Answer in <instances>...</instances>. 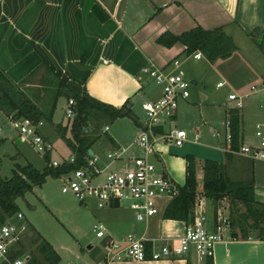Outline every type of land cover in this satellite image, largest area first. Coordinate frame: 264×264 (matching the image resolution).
<instances>
[{
  "label": "crops",
  "instance_id": "obj_1",
  "mask_svg": "<svg viewBox=\"0 0 264 264\" xmlns=\"http://www.w3.org/2000/svg\"><path fill=\"white\" fill-rule=\"evenodd\" d=\"M261 1L1 0L0 70L5 71L15 83L30 88L36 94V99L44 104L49 102L50 94L56 92L59 81L63 80L73 90L85 89L92 96L120 107L126 101L130 105V95L139 94L144 88L143 66L153 62L163 67L184 53V46L180 43L172 47L158 43L163 33L181 34L198 25L204 28L222 26L238 46V51L225 61L235 55L241 60L236 71L226 70L225 76L233 84L235 92L245 93L251 90L252 85L257 86V91L245 103L252 99L250 115L259 123L264 116L258 108V104L262 107L264 93L263 86L258 88L264 82L261 51L252 50L247 62L244 47L238 43L235 33L227 28L236 25L240 29H247L244 23L256 19L255 12L257 7L259 10ZM101 78L108 79L111 87L99 88ZM200 96H204L202 100L208 98L203 92H200ZM243 108L242 142H248L247 113ZM212 129L217 130L216 126ZM111 139L114 149L122 146L117 139ZM223 142L220 143L222 149L225 140ZM93 152L97 153L95 150ZM196 161L200 162L197 157ZM225 161L224 153L218 162ZM257 161L260 160L254 161L236 154L228 167L230 174L236 176L237 180L250 179L253 175L255 198L264 203V161ZM184 173L182 184L186 178V159ZM201 199L203 204L198 208L204 209L206 206L208 210L212 207V213L208 215L212 219L215 203L206 197ZM108 226V235L114 239L133 234L136 238L157 243L175 242L186 230V222L156 215L145 221H139L133 215H115ZM103 252L101 249L96 256L92 255L93 264H98ZM111 264H264V240L255 236L246 239L236 237L232 235L230 227L224 241L217 244L214 257L204 261L190 255L158 261H115Z\"/></svg>",
  "mask_w": 264,
  "mask_h": 264
},
{
  "label": "rangeland",
  "instance_id": "obj_2",
  "mask_svg": "<svg viewBox=\"0 0 264 264\" xmlns=\"http://www.w3.org/2000/svg\"><path fill=\"white\" fill-rule=\"evenodd\" d=\"M263 1L258 4L259 10L257 7L255 12L256 19L251 20V23H244L247 29H240L236 25L227 29L235 33L238 43L244 47L247 62H249V57L252 56V50L259 52L260 49L264 68ZM255 30H258V33L255 34L254 39L251 33ZM259 44H262V46L260 47ZM177 59L180 62L179 70L183 72L184 78L190 82L196 80L197 84L189 86V98L179 101L177 117L174 118L173 123L184 128L190 137H193L196 133L199 134L200 140L199 143L185 142L180 147L174 144H170L165 148L163 146V152L160 157H152L151 159L156 166L157 173L160 174L165 171L179 184H182L185 174L184 159L186 154L195 155L202 162L206 158H214V160L219 159L218 161H221L225 153L224 148L220 147V143L224 141L228 130L226 127L230 103L228 96L232 91L235 92L232 87L233 84L225 76V71L234 73L237 67L241 65V60L238 55H235L229 61L218 60L212 63L205 57L195 59L192 54H187L186 52L177 57ZM100 80L99 88L111 87L108 79L101 78ZM219 82L225 83L224 86H220ZM142 83L144 88L141 92L130 95V105L138 119V124L130 117H120L109 125L110 130L107 135L104 134L93 146V150L101 155V162L106 161L108 151L114 149V144L110 137L117 139L122 146H127L137 139L142 127L145 125L147 115L142 105L147 99L157 97L160 89L154 82L147 84L144 76ZM263 84L264 82H261L260 85L257 84L258 88L263 86ZM96 88L98 90V83ZM200 92L208 95L207 100H202ZM255 97H257L256 94ZM67 102V96L63 95L59 98L53 116V123L68 122V117L65 113ZM252 106V99H249L243 108L244 112L247 113L246 125L249 137L246 140L248 143L256 142L254 132L257 120L250 115ZM254 106L255 108L257 107L255 104ZM258 108L264 115V108H260L259 104ZM260 119L264 122V116ZM53 123L43 122L40 128L51 144V162L55 160L63 162L71 158L72 152L57 133ZM213 126H216L219 136L211 133L210 130ZM70 135V132H68V136ZM0 140H2L0 145V157L2 159L0 174L3 178H10L12 170L17 164L25 165L31 163L41 170L46 166L43 156L45 152L38 151L37 146L33 145L30 139L22 138L20 132L13 127L11 120L2 110H0ZM133 151L134 154H140L137 146L133 147ZM118 166L114 163L110 169H117ZM232 178L237 179L236 176H232ZM63 179V176L47 177L45 183L41 186H35L32 191L26 193L24 198H19L18 204L26 221L37 227L44 237L57 248L61 256V261L58 264H93L91 249H88V246L92 245L93 248L103 246L101 249L104 251V246L107 242V239H105L103 240L105 243H101L102 239L97 237L94 225L103 223L108 230L109 221L115 215L135 216L134 211L129 207L130 201L128 200H123L118 207L98 208L93 202L83 204L73 194L62 191ZM171 199L172 197L169 196L157 199L158 213L156 216L165 218L164 213ZM230 205L229 198L219 201L218 209L223 210V214L228 216V218ZM211 209L212 207H209L208 210L206 206L204 207L209 216L212 213ZM115 239L124 240L125 237ZM26 244L30 245L28 239H26ZM192 255H195L194 251ZM103 258L104 252L98 264Z\"/></svg>",
  "mask_w": 264,
  "mask_h": 264
},
{
  "label": "built area",
  "instance_id": "obj_3",
  "mask_svg": "<svg viewBox=\"0 0 264 264\" xmlns=\"http://www.w3.org/2000/svg\"><path fill=\"white\" fill-rule=\"evenodd\" d=\"M192 55L195 59L204 57L201 51H195ZM179 68L180 62L177 57L163 67L153 62L142 67L141 73L145 82L147 84L154 82L160 91L157 97L147 99L142 105L147 117L137 139L127 146L108 151L106 161L103 162L99 154L90 153L85 165L62 174L64 193L73 194L83 204L93 202L98 208L114 207L115 200H118L120 206L123 200H128L129 207L139 221L148 220L158 213L159 197L173 198L178 193L180 184L165 171L157 173L151 158H159L163 146L174 144L180 147L185 142L198 143L200 140L199 134L190 137L184 128L173 123L178 103L181 99L189 98V86L192 85V81L186 80ZM224 84L219 82L220 86ZM256 91L257 86L252 85L251 90L245 93L231 92L228 96L230 102L228 109H242L245 100ZM74 105V99H68L65 109L68 122L75 116ZM261 106L264 108V93ZM9 119L22 138L30 139L31 143L37 146L38 151L50 152L51 144L40 131L42 121L36 123L25 117ZM226 127L228 130L223 146L225 152L232 151L254 161H264V123L259 122L255 126L256 142H242L237 151L232 149L233 134L229 118L226 120ZM109 129L110 126L106 125L103 131L108 132ZM211 131L219 135L217 130ZM134 146L139 148L140 154H134ZM74 161L75 156L72 155L68 160L63 162L55 160L51 165L61 166ZM114 163L119 166L112 170L110 168ZM201 204L203 202L200 198L193 220L186 223L185 234L175 242L157 243L145 238H136L133 234H128L124 240H116L108 235L107 227L103 223L94 225L97 237L102 240L107 239L104 258L100 264L127 260L158 261L174 257L182 258L192 255L193 251L199 261L214 257L217 244L224 241L226 231L230 229V220L223 214V210L219 209L217 217L213 216L210 219L203 208L199 209ZM27 233L28 222L22 212L0 225V264L26 263L29 258L27 254L15 259H11L10 254L17 249V245L24 240Z\"/></svg>",
  "mask_w": 264,
  "mask_h": 264
},
{
  "label": "trees",
  "instance_id": "obj_4",
  "mask_svg": "<svg viewBox=\"0 0 264 264\" xmlns=\"http://www.w3.org/2000/svg\"><path fill=\"white\" fill-rule=\"evenodd\" d=\"M2 18L0 0V20ZM256 33L258 30L251 33L254 39ZM157 41L166 47L180 43L187 54L201 51L204 57L212 63L226 60L238 51L233 37L226 33L222 26L204 28L198 25L181 34L165 32ZM259 45L262 46V44ZM58 85L56 92L50 94L49 102L44 104L36 99V94L30 88L15 83L5 71L0 70V110L8 118L25 117L36 123L40 121L53 123L59 97L65 95L68 99L73 98L75 101V116L66 124L53 123L57 133L75 156V161L64 163L61 166H52L50 152H46L43 155L46 166L42 170L27 163L17 164L10 178H3L0 174V225L21 212L18 199L24 198L26 193L32 191L35 186L45 183L47 177H60L64 173L85 165L90 149L104 134L107 135L108 132L103 131L106 125H110L120 117H130L138 123L129 101L117 107L92 96L85 89L73 90L63 80H60ZM228 118L233 134L232 149L237 151L243 141L241 109H229ZM1 143L2 140H0V145ZM225 155L224 163L212 159L197 162L194 155H185V182L179 186L178 193L168 203L164 217L186 223L192 221L201 197H206L215 203L214 216L217 217L219 201L229 198L232 235L244 239L255 236L264 240V203L255 198L254 177L252 175L250 179H233L228 166L229 161L233 160L236 154L226 151ZM1 163L0 157V165ZM200 173L203 176L202 191L199 190ZM26 239L29 240L30 245L26 244ZM100 251L101 247L92 248L91 254L96 256ZM25 254L29 256L25 264H58L61 261V256L52 243L32 224H28L27 235L17 245V249L11 252L10 258L15 259ZM1 264L9 263L2 262Z\"/></svg>",
  "mask_w": 264,
  "mask_h": 264
},
{
  "label": "water",
  "instance_id": "obj_5",
  "mask_svg": "<svg viewBox=\"0 0 264 264\" xmlns=\"http://www.w3.org/2000/svg\"><path fill=\"white\" fill-rule=\"evenodd\" d=\"M192 84L196 85L197 81L196 80H192ZM202 98H204V96H202ZM90 153L93 154V150L90 149ZM198 181H199V190L202 191L203 190V176L202 173H200L199 177H198ZM119 206V202L118 200H115L114 202V207H118ZM91 245L88 246V249H91Z\"/></svg>",
  "mask_w": 264,
  "mask_h": 264
}]
</instances>
